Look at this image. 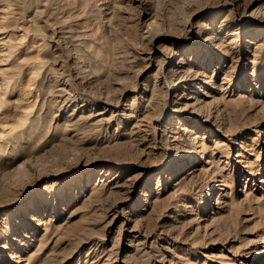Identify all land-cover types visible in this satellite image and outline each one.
I'll list each match as a JSON object with an SVG mask.
<instances>
[{
  "label": "rangeland",
  "instance_id": "rangeland-1",
  "mask_svg": "<svg viewBox=\"0 0 264 264\" xmlns=\"http://www.w3.org/2000/svg\"><path fill=\"white\" fill-rule=\"evenodd\" d=\"M262 26L264 0H0V264L264 262Z\"/></svg>",
  "mask_w": 264,
  "mask_h": 264
},
{
  "label": "bare ground",
  "instance_id": "bare-ground-1",
  "mask_svg": "<svg viewBox=\"0 0 264 264\" xmlns=\"http://www.w3.org/2000/svg\"><path fill=\"white\" fill-rule=\"evenodd\" d=\"M219 3V2H218ZM226 4H229V3H219V5L217 6V8L218 7H220V6H223V5H226ZM235 17L236 16H232L231 14L230 15H226L223 19V21H222V23H229V22H231V21H236L235 20ZM222 23H221V26H224V25H222ZM264 29V26H262L261 28H260V30H263ZM212 39V38H211ZM178 39H174V42H173V44H176V45H179L180 44V42L179 41H177ZM226 52V54H228L229 53V51H225ZM176 55H178V53H176L175 54V56ZM228 55H230V54H228ZM233 57V56H232ZM175 62H177L176 60H175ZM179 65V64H178ZM177 65V66H178ZM182 66V65H181ZM180 66V67H181ZM180 69V68H179ZM179 76V75H178ZM181 83H182V81L179 79V80H177L175 83H174V86L170 89V91L167 93L168 94V96L167 97H169V95L171 94L172 96H174L175 97V99H178V98H180V96H179V93H178V91L182 88V85H181ZM166 94V95H167ZM191 97V96H190ZM189 96L188 97H184V96H182L181 97V99H183V98H185V99H187V98H190ZM172 101H174V99L172 100ZM187 102V101H186ZM188 103V102H187ZM186 103V104H187ZM187 106H191V105H187ZM196 111V110H195ZM206 121H209L208 119L206 120ZM172 133H175L176 131H174V130H172L171 131ZM176 139V138H175ZM173 146V145H172ZM171 146V147H172ZM170 149V148H169ZM196 150V149H195ZM182 155V154H181ZM175 156L174 155H172L171 156V160H173V158H174ZM168 159V158H167ZM197 161V159H196V157L193 155L192 157H190V158H182V159H180L179 161H177L176 163L174 162L173 163V168L175 169V172L177 173L178 171H179V169L181 170L180 172L182 173V174H185L186 172H187V170H188V168H191L193 165H194V163ZM217 182H215V183H213L212 184V188H210V192H208L207 194H206V199L203 201V204H202V206H201V208L202 209H204V213H207V214H210V212H209V209H210V206L212 205V203L216 200V197H217V195H218V193L216 192V191H219V189L221 188V184L219 183V181L220 180H216ZM215 190V191H214ZM144 195H145V192H144ZM212 198H214L212 201H210ZM0 207H2V206H0ZM31 207V206H30ZM258 264H264V262H263V260H258Z\"/></svg>",
  "mask_w": 264,
  "mask_h": 264
}]
</instances>
